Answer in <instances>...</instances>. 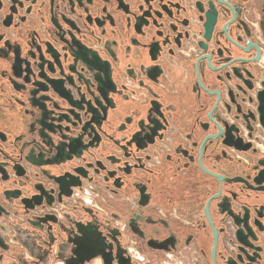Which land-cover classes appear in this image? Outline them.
<instances>
[{"label": "flooded vegetation", "instance_id": "1", "mask_svg": "<svg viewBox=\"0 0 264 264\" xmlns=\"http://www.w3.org/2000/svg\"><path fill=\"white\" fill-rule=\"evenodd\" d=\"M253 1L0 0V264L258 259Z\"/></svg>", "mask_w": 264, "mask_h": 264}, {"label": "water", "instance_id": "2", "mask_svg": "<svg viewBox=\"0 0 264 264\" xmlns=\"http://www.w3.org/2000/svg\"><path fill=\"white\" fill-rule=\"evenodd\" d=\"M215 21H216V11L214 9L212 12H207V19L205 21V36H206L207 39L211 36ZM203 46L205 47L206 45L203 44ZM80 155H81V153H77L76 154V156H80ZM70 158H72V156H69L67 158L65 157V158H63V160L61 162L65 161L66 159H70ZM259 239L260 238L257 237V236L254 238L255 241H259ZM253 247L255 249L258 248V247H255V246H253ZM214 251H215V248H214ZM259 251L261 253L259 254L258 259H253L248 264H264V254H263L264 248H260Z\"/></svg>", "mask_w": 264, "mask_h": 264}, {"label": "rangeland", "instance_id": "3", "mask_svg": "<svg viewBox=\"0 0 264 264\" xmlns=\"http://www.w3.org/2000/svg\"><path fill=\"white\" fill-rule=\"evenodd\" d=\"M258 0H254L253 1V4L255 5V3L257 2ZM170 69V77L172 78V80L174 82L176 81H180L181 78H182V75H183V70L181 69H178V68H175V67H169ZM28 186H31V184H29Z\"/></svg>", "mask_w": 264, "mask_h": 264}]
</instances>
